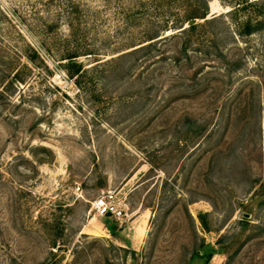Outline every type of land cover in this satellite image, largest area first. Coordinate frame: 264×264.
Returning <instances> with one entry per match:
<instances>
[{
    "label": "rangeland",
    "instance_id": "374dc122",
    "mask_svg": "<svg viewBox=\"0 0 264 264\" xmlns=\"http://www.w3.org/2000/svg\"><path fill=\"white\" fill-rule=\"evenodd\" d=\"M130 1L0 0V264H264V31L220 23L224 57L203 43L187 64L172 61L181 38L159 44L137 97L134 76L91 65L179 2L126 20ZM77 45L104 53L80 57L81 84L54 56ZM110 193L121 216L94 206Z\"/></svg>",
    "mask_w": 264,
    "mask_h": 264
},
{
    "label": "trees",
    "instance_id": "16d2710c",
    "mask_svg": "<svg viewBox=\"0 0 264 264\" xmlns=\"http://www.w3.org/2000/svg\"><path fill=\"white\" fill-rule=\"evenodd\" d=\"M77 1V0H76ZM148 0H132L128 7H121L126 20H141L144 16L149 15L147 4ZM179 2L177 11H165L156 20L159 25L153 23V26L146 27L140 32V37L132 39L133 42L128 48L121 50L116 56L103 60L102 58L95 59V64L91 65L93 69L100 74L98 78L105 77L106 73H114L116 76L130 75L140 81L142 84L137 91V97H145L150 93L154 85L149 86L150 82V67L152 65H161L167 56L165 52L158 48V45H164L172 38H181V48L172 56V61L180 64L182 59L187 63L192 62L190 51H196L199 47H203V43L207 46L205 55L210 54V49L217 50L221 56L223 49L221 43L222 33L217 30L218 24H223L225 31H230L232 25L236 28V33L239 35H252L254 33L264 31V0H220L228 10L220 14H211V0H175ZM183 5L184 7L181 8ZM72 13H77L79 6L76 2L71 5ZM211 15V16H210ZM210 16V17H209ZM76 17H72L71 22L74 23ZM202 20V21H201ZM152 23V21H150ZM181 29L174 33L171 37L162 36L161 32L170 29ZM229 33V32H228ZM139 41L138 43H136ZM196 46V47H195ZM97 50V51H96ZM91 47V45L67 49L60 55V60H65V68L71 77H76V83L81 84V78L84 73L89 71L90 67H86L83 61H80L81 56L90 55L100 57L102 52ZM28 62L35 63V58H40V54L33 50V53L25 54ZM43 60L44 59H40ZM13 63V62H11ZM28 69L27 64L21 65L12 74L10 73V82H24V69ZM7 72L10 69H6ZM150 99V97L148 98ZM197 123L191 117L186 119V133L192 131L193 126ZM201 131H198L197 136ZM209 260V258H208Z\"/></svg>",
    "mask_w": 264,
    "mask_h": 264
},
{
    "label": "built area",
    "instance_id": "2783aa9c",
    "mask_svg": "<svg viewBox=\"0 0 264 264\" xmlns=\"http://www.w3.org/2000/svg\"><path fill=\"white\" fill-rule=\"evenodd\" d=\"M94 206L101 215L113 214L115 216H121L123 214V210L119 207L116 200V195L113 193L95 200Z\"/></svg>",
    "mask_w": 264,
    "mask_h": 264
}]
</instances>
